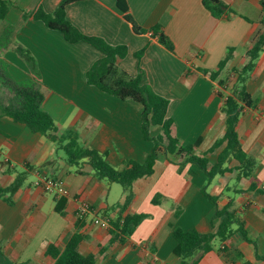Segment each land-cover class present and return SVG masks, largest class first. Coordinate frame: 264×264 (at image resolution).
Wrapping results in <instances>:
<instances>
[{
  "label": "crops",
  "instance_id": "crops-1",
  "mask_svg": "<svg viewBox=\"0 0 264 264\" xmlns=\"http://www.w3.org/2000/svg\"><path fill=\"white\" fill-rule=\"evenodd\" d=\"M0 1L13 4L0 20V69L12 82L42 93V110L57 126V137L73 133L79 146L103 155L116 170L130 160L143 162L153 143L142 136V106L86 82V72L102 54L84 42H66L60 32L26 15L39 7L51 13L61 0ZM125 1L127 13L146 33L135 34L113 0L74 2L66 6L65 15L80 33L124 45L127 54L118 66L131 76L142 70L144 82L169 102L172 135L181 145H196V153H204L225 131L224 98L219 94L231 93L235 77L229 74L246 64V51L264 27L260 0H219L233 12L220 19L210 14L203 0ZM158 25L173 52L151 36L149 30ZM228 48L234 49L232 57L215 81L197 71L216 70ZM220 80L225 81L222 88ZM246 91L253 106L243 109L236 133L243 152L255 161L250 178L243 177L230 158L225 167L232 171L207 184L194 165H180L177 158L167 159L160 152L152 175L133 183L132 199L123 210L125 195L119 184L98 180L86 159L67 162L63 146L69 139L60 146L47 134L2 117L0 154L8 162L0 160V188L10 186L17 176H23V182L10 196L11 203L7 196L0 198V264H53L45 254L47 246L62 249L76 233L82 235L78 252L98 256L96 264H180L173 228L208 234L220 223L201 192L204 187L217 198L218 207L230 205L243 224L245 239L232 226V234L223 242L214 240L212 250L197 264H264L258 259L264 256V50L249 74ZM2 93L0 85V100L8 104L10 95L5 100ZM158 134L160 128L152 127L150 135ZM218 153L208 157L211 164ZM42 178L60 181L68 194L44 192L36 185ZM80 202L108 220L109 228L94 226L90 215L81 218ZM134 214L146 217L123 243H110L111 224Z\"/></svg>",
  "mask_w": 264,
  "mask_h": 264
},
{
  "label": "trees",
  "instance_id": "trees-1",
  "mask_svg": "<svg viewBox=\"0 0 264 264\" xmlns=\"http://www.w3.org/2000/svg\"><path fill=\"white\" fill-rule=\"evenodd\" d=\"M81 0H61L56 9L51 13H46L40 7L35 11L26 13L35 20L41 21L48 29L58 31L64 40L70 44L84 42L96 50L102 57L95 61L85 74L86 82L96 87L99 91L109 94L120 100H131L142 106L141 112V132L145 140L153 143L152 150L147 154L143 162L127 161L121 170H116L110 166L103 155L94 150H89L78 145L73 133L66 132L62 137H57L58 128L52 118L42 110L43 95L33 86H23L12 82L3 74L0 69V85L6 90L9 96L8 104L0 100V119L8 117L16 123L25 125L30 131L48 136L52 142H57L61 146L62 142L69 139L68 144L63 146L67 153V162L76 164L82 159H86L90 165L94 176L98 180H108L119 184L125 195L120 209H125L132 199V185L135 181L149 177L153 173V167L160 152L168 157L177 158L180 165L191 164L200 170L207 179V184L218 175L230 173L232 168L225 167L231 158L238 163L236 169L241 171L245 178H250L255 167V161L248 157L242 150L236 126L244 108L253 106V101L246 91V81L250 72L255 67V61L261 51L264 50V27L251 41L246 51L247 62L241 69H233L230 76L235 77L231 87V93L224 98L221 106V113L225 117V131L223 136L216 140L212 146L202 154L196 153V145H181L172 135L171 128L173 121L167 116L168 100L155 94L144 82L143 72L138 69L135 76H131L118 66V61L127 54L124 45L113 46L99 37L87 36L80 33L66 18L65 8L71 3ZM118 10L124 14V19L131 24L135 34L146 33L141 29L127 13L125 0H113ZM205 8L210 14L220 19L230 11L224 3L219 0H203ZM13 6L11 2L0 1V20L3 19L8 10ZM262 9L261 24L264 26V0H260ZM151 36L169 52H173V45L170 40L161 32V27L155 26L149 30ZM145 49L135 53V57L140 59ZM234 49L228 48L227 54L220 61L216 70L197 71L208 76L215 81L224 69L226 63L231 59ZM225 81H218L222 88ZM152 127H159L160 134L155 137L150 135ZM219 150L215 163L211 164L209 156ZM23 176H17L14 182L6 187L0 188V198L7 196L6 201L11 203L10 196L21 186ZM251 188H253L251 186ZM205 198L214 208L213 217L220 220L219 226L214 233L202 234L196 230L183 231L179 227H174L172 236L176 241L174 254L178 257L180 264H197L200 258L212 250L214 240L224 241L233 232L232 226H237L243 238L245 232L243 224L237 215L230 209V205L224 207L217 206V198L209 195L205 187L201 190ZM263 192V191H260ZM156 202V199L153 200ZM179 211L176 213L179 215ZM146 216L143 214L128 215L117 222L111 224L110 243H123L141 223ZM82 240V235L73 234L64 243V247L59 249L53 244H49L45 254L53 260V264H96L98 256L93 254L82 255L78 252V246ZM223 250V248L221 249ZM2 252L0 246V253ZM104 252L99 248V255ZM264 262V256L258 257ZM249 264V263H245Z\"/></svg>",
  "mask_w": 264,
  "mask_h": 264
},
{
  "label": "built area",
  "instance_id": "built-area-1",
  "mask_svg": "<svg viewBox=\"0 0 264 264\" xmlns=\"http://www.w3.org/2000/svg\"><path fill=\"white\" fill-rule=\"evenodd\" d=\"M2 162L7 163L8 159L6 157L1 158ZM36 185L40 186L44 192L53 194L54 196H66L68 194L67 190L64 188L62 183L55 179H39L36 182ZM78 215L82 218L84 216L90 215L93 217L92 223L94 226L100 227L102 229L109 228V221L106 219L98 218L95 216L94 211L90 208V206L85 202H80L78 204Z\"/></svg>",
  "mask_w": 264,
  "mask_h": 264
},
{
  "label": "rangeland",
  "instance_id": "rangeland-1",
  "mask_svg": "<svg viewBox=\"0 0 264 264\" xmlns=\"http://www.w3.org/2000/svg\"><path fill=\"white\" fill-rule=\"evenodd\" d=\"M1 71H3V70H1ZM3 74H4V71H3ZM4 75H5V74H4ZM6 75H7V74H6ZM6 75H5V76H6ZM7 77H8V76H7ZM228 77L230 78V76H227L226 79H229ZM8 78H9V77H8ZM2 97L5 98V100L8 99V97H7V92H6L5 89L3 90ZM165 99H166V98H165Z\"/></svg>",
  "mask_w": 264,
  "mask_h": 264
}]
</instances>
